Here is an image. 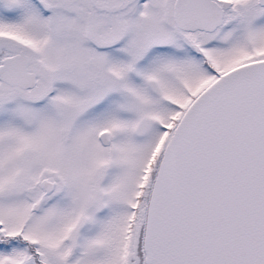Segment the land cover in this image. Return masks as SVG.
<instances>
[{
    "label": "snow or ice",
    "instance_id": "6c2138e0",
    "mask_svg": "<svg viewBox=\"0 0 264 264\" xmlns=\"http://www.w3.org/2000/svg\"><path fill=\"white\" fill-rule=\"evenodd\" d=\"M0 264H264V0H0Z\"/></svg>",
    "mask_w": 264,
    "mask_h": 264
}]
</instances>
